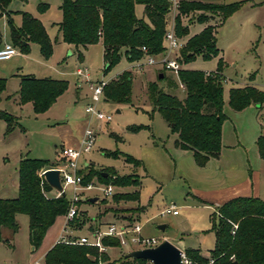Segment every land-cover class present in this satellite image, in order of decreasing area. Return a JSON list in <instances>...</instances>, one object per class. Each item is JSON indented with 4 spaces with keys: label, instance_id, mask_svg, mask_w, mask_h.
Returning <instances> with one entry per match:
<instances>
[{
    "label": "rangeland",
    "instance_id": "rangeland-1",
    "mask_svg": "<svg viewBox=\"0 0 264 264\" xmlns=\"http://www.w3.org/2000/svg\"><path fill=\"white\" fill-rule=\"evenodd\" d=\"M40 1L48 4L41 23L52 45L51 56L44 60L38 44L30 43L27 54L16 47L17 54L8 60H0V77L7 79L6 88L0 94V109L16 116L18 121L14 130L6 134L5 122L0 120V198L17 195V169L21 158L46 159L51 161V165L60 162L63 160L59 157L61 149L77 145V140L87 126L84 106L88 99L85 95L75 98L73 90L77 80L74 70L78 61L73 54V46L62 41L57 26L62 17L59 9L62 0H12L7 9L13 11V24L19 25L21 12L35 16L39 14L37 5ZM200 1L241 2L239 9L226 18L223 24H220V17L210 14L207 15V22H197L196 17L206 14L205 11H195L181 17V24H187L189 30L187 35L180 37L184 42L207 25L215 29L218 55L210 59L197 55L194 60L182 63V68L214 71L218 59H223L222 111L225 119L222 124L221 151L217 157H211L205 165L199 166L191 150L175 146L177 134L171 131L159 112L153 110L147 93L149 81H157L163 91L183 98L185 93L179 88L172 73L166 71L165 77L157 80V74H161L158 64L143 65L138 70L132 68V62L122 55L120 61L104 75L101 47L98 44L90 46L85 52L84 61L90 79L109 80L129 70L132 75L131 100L129 103L108 101L99 104L103 111L112 114L113 119L109 123L94 118L90 121L89 125L96 135L94 146L89 153L82 155L78 164L82 166L86 163L83 167L85 173L93 170L97 173H113L115 177L130 175L140 185L113 184L114 197L104 196L98 188L81 195L79 216L85 219V223L79 228H73L78 234L90 237L87 228L99 223L100 228L105 230L107 223L137 221L142 226L143 237H156L160 242L167 239L180 250L197 248L202 254L208 255L215 241L211 228L218 222L216 203L220 200L219 190L257 173H260L264 182V160L260 159L256 145L257 136L264 133V103L259 110L256 104H250L240 111L232 109L228 103L230 88L250 84L264 91V0ZM135 15L138 18L143 16V5L136 4ZM171 16L169 11L167 26L171 23ZM0 30L3 43L8 42L9 29L3 16H0ZM149 69L154 71L149 73ZM15 74L64 79L68 81L69 87L51 108L35 114L31 103L20 107L13 100L12 96L18 97L15 95L18 89ZM80 84L88 92V84ZM7 95L10 99L5 98ZM136 126L141 128L131 131ZM107 152H117L118 155L112 156ZM124 154L140 160L142 165L126 163ZM91 180L102 182L96 176ZM112 181L113 177L107 183ZM137 189L140 191L138 201H114L119 193ZM46 195L51 197L48 193ZM67 195H70L68 190ZM89 197L98 199L90 202ZM139 206H143V209L138 213L135 209ZM169 206L176 208L177 213L162 214ZM15 220L18 225L16 231L8 227L2 230L0 264H43L42 253L46 244L58 232L59 235L63 232L64 215L57 217L46 230L37 249H33L29 243L28 216L18 213ZM160 225L164 229H160ZM127 249L109 248L106 254L109 260H116Z\"/></svg>",
    "mask_w": 264,
    "mask_h": 264
},
{
    "label": "trees",
    "instance_id": "trees-1",
    "mask_svg": "<svg viewBox=\"0 0 264 264\" xmlns=\"http://www.w3.org/2000/svg\"><path fill=\"white\" fill-rule=\"evenodd\" d=\"M12 0H0V16L6 14L10 41L19 47L24 54L29 52L30 43L39 46L44 59L52 53V45L47 31L41 21L28 12H21L22 21L19 26L13 24L11 11L7 10ZM24 1V0H22ZM178 12L174 18L175 32L182 37L188 34V25L181 24V17L195 11L199 14L196 21L207 22V15L220 17V24L241 6V2L209 3L200 0H179ZM143 5L144 17L135 15V5ZM170 4L167 0H62L59 9L61 20L57 23L62 41L75 47L85 48L101 42L103 46L104 66L106 74L124 55L127 60L135 61L146 53L157 54L163 49V38L167 27V15ZM48 4L39 2L37 10L46 11ZM219 24V25H220ZM2 33L0 31V46ZM77 57L82 52L77 50ZM215 29L205 26L200 32L190 36L180 49L182 63H187L201 55L204 59L217 56ZM224 62L220 57L214 71L181 69L179 79L185 86V96L176 95L160 89L157 81L147 85L148 98L161 117L177 134L175 146L191 150L195 162L203 166L211 157H217L221 149V129L225 119L223 114V75ZM162 78L165 72L161 70ZM159 75V73H158ZM157 75V80L161 79ZM254 76V73L251 74ZM6 87V79L0 78V94ZM132 75L130 71L121 72L116 78L104 86L106 101L113 103H129L131 100ZM68 88V81L51 77L38 78L32 75H20L17 90L18 103H31L35 114L47 111ZM228 103L236 111L250 104L260 109L264 103V91L252 85L233 87L229 90ZM0 120L5 122V133H11L18 124L17 117L0 109ZM140 126L132 127L137 131ZM258 153L264 159V133L256 139ZM117 156V152H107ZM126 163L142 165L141 161L131 155L124 154ZM49 160L24 157L19 161L18 192L14 198H0V240L1 229L8 227L16 231L18 225L15 216L23 213L29 219V243L37 249L46 230L58 216L65 215L69 206L66 195L47 197L52 190L47 182H42L38 171L49 167ZM82 173L85 170L81 171ZM98 177L107 183L113 177L112 184L117 186H139L140 182L130 175L114 176L106 172L90 170L84 174V182ZM114 197V195H113ZM139 200V191L119 193L114 201ZM143 206L135 209L138 213ZM134 211V212H135ZM218 222L211 230L214 232V246L210 255L204 257L196 248L184 250L191 264H264V201L258 197H233L217 209ZM85 223L80 216L74 217L69 225L79 228ZM235 225V227H234ZM104 245L118 246L116 238L104 237ZM43 264H129L124 255L119 259L109 260L106 253H99L97 248L86 245L65 244L56 242L44 255ZM133 261L142 262L143 259Z\"/></svg>",
    "mask_w": 264,
    "mask_h": 264
},
{
    "label": "built area",
    "instance_id": "built-area-1",
    "mask_svg": "<svg viewBox=\"0 0 264 264\" xmlns=\"http://www.w3.org/2000/svg\"><path fill=\"white\" fill-rule=\"evenodd\" d=\"M167 1L170 4L169 11L172 13V16L171 23L166 27L162 51L157 54H148L146 53V48L142 47L144 55L141 59L133 61V68L141 70L143 65L151 66L158 64L159 70L172 73L177 79L179 88L185 89L184 84L179 79V71L182 69L180 49L185 45V42L182 38L177 36L174 26V18L178 12L179 0ZM15 54H17V49L13 44L5 43L0 46V60H8ZM75 73L81 80L88 84V88L91 92V101L84 108L86 115L90 120L94 118L104 123L111 122L113 119L112 114L103 111L99 107V104L104 98V86L109 80L101 79L92 81L90 79L88 69L85 66H78L75 70ZM95 138L96 135L94 130L90 127V125H88L84 129L82 137L80 138L76 147H63L61 149L59 157L63 159L62 161L56 162L53 165H50L47 168H42L40 171H38V177L41 179L42 183L44 181L46 182L43 176V173L46 169H57L59 171V180L62 186V191H64V195L67 196L69 201L67 212L64 215L65 225L63 232L57 239V242L95 247L99 253H107L109 248L128 247L129 249L126 251L128 252L134 249H143L156 246L160 242L159 239L156 237H143L141 235L142 226L137 221H121L119 224L115 222L107 223L105 230H102L99 225L90 232V237H73L68 233L67 229L71 227L69 222L74 217L79 215L80 203L82 202L81 195L95 188H98L106 197H110L114 194V185L112 183H102L93 180L84 182L85 172L82 173L81 171L84 170L83 167L86 165V163L82 166H79L78 163L83 154L89 153L92 150ZM67 190L70 192V195H67ZM55 191V197L63 195L61 192L57 190ZM163 213L176 214L177 210L176 208L169 206L162 211V214ZM104 237L116 238L119 242V245H104L102 242ZM133 246L137 247L133 248ZM125 253H122V255ZM181 257L183 264H191V261L185 256L183 251ZM126 259H129V264H152L150 260L145 259H143L142 262L133 261L135 258Z\"/></svg>",
    "mask_w": 264,
    "mask_h": 264
},
{
    "label": "crops",
    "instance_id": "crops-1",
    "mask_svg": "<svg viewBox=\"0 0 264 264\" xmlns=\"http://www.w3.org/2000/svg\"><path fill=\"white\" fill-rule=\"evenodd\" d=\"M20 1H22V0H20ZM45 3V2H44ZM46 4H47V2H46ZM136 6V5H135ZM7 10H9V11H11L12 13H13V11L12 10H10V9H7ZM47 10H48V8H47ZM47 10L46 11H44V12H42V13H40L38 10V15L37 16H35V15H33V16H35L36 18H38L41 22L43 21V15L47 12ZM12 13H11V15H12ZM1 16H3V17H5V19H6V14H2ZM142 17H144V15L142 16ZM141 17V18H142ZM21 21H22V17H21ZM43 23V22H42ZM20 24H21V22H20ZM19 24V25H20ZM223 24V23H222ZM19 25H16V26H19ZM9 29V28H8ZM46 29V28H45ZM1 31V30H0ZM5 43H10V37H9V41L8 42H5ZM5 43H3V41H2V44H5ZM96 44H98V45H100V47H101V53H102V58H103V46H102V44H101V42H98V43H96ZM70 45H72L73 46V48H74V51H73V54H75V56H76V58H77V61H78V64L76 65V67H75V70H76V68L78 67V66H85V64H84V61H85V52L88 50V48L90 47V46H92V45H94V44H92V45H88L87 47H85V48H82V47H75L73 44H70ZM77 50H80L81 52H82V58L81 59H79L78 57H77ZM219 50V49H218ZM41 55V54H40ZM42 57V56H41ZM43 58V57H42ZM44 59V58H43ZM44 60H47V59H44ZM223 60V59H222ZM130 62H132V64H133V61H130ZM103 66H104V59H103ZM87 69H88V67L87 66H85ZM132 68H133V66H132ZM75 70H74V73H75ZM125 71V70H124ZM129 71V70H128ZM154 70H152V69H149L148 70V72L150 73V72H153ZM222 71H223V69H222ZM88 72H89V70H88ZM123 72V71H122ZM103 74L105 75V73L103 72ZM120 73H118L117 75H115L113 78H116L118 75H119ZM20 75H32V76H35V77H38V78H43V77H50V76H43V75H35V74H15V76L18 78V88H19V81H20ZM75 75H76V73H75ZM158 75V74H157ZM77 76V75H76ZM89 76H90V74H89ZM224 77V76H223ZM251 77H253V76H251ZM0 78H4V77H0ZM51 78H53V77H51ZM113 78H111V79H113ZM6 79V78H5ZM54 79H58V78H54ZM111 79H109V80H111ZM64 80V79H63ZM6 82H7V79H6ZM86 83L85 81H83V80H81L78 76H77V80H76V82L74 83V88H73V90H74V93H75V98H80L82 95L84 96H86L87 97V99H88V101H87V103L85 104V106L88 104V103H90V101H91V92H90V90H89V88H88V92L86 91V89L85 88H83V85H81L80 83ZM149 82H151V81H149ZM246 85H250V84H246ZM246 85H243V86H246ZM68 87H69V83H68ZM6 88V87H5ZM68 89V88H67ZM66 89V90H67ZM18 90V89H17ZM182 91H184V93H185V89H182ZM15 95H17L18 96V94H17V91H16V94ZM61 96V95H60ZM59 96V97H60ZM184 96H185V94H184ZM12 97H14L13 98V100L15 101V102H17V104L20 106V107H22L24 104H19L18 103V97H15V96H12ZM58 97V98H59ZM5 98L6 99H10V96L9 95H7V96H5ZM57 98V99H58ZM56 99V100H57ZM0 102H1V96H0ZM105 102H108V101H106L105 100V97L103 98V101L100 103V104H103V103H105ZM55 103H56V101H55ZM54 103V104H55ZM27 104V103H26ZM53 104V105H54ZM52 105V106H53ZM32 106V105H31ZM51 106V107H52ZM85 106H84V108H85ZM50 107V108H51ZM100 107V106H99ZM257 108H258V106H257ZM3 110V109H2ZM258 110H259V108H258ZM6 111V110H5ZM117 112H119V110H117ZM85 113V112H84ZM86 114V113H85ZM87 116V115H86ZM92 120V119H91ZM90 119H89V117L87 116V126L90 124V121H91ZM223 124V123H222ZM86 126V127H87ZM86 127H84V129L86 128ZM84 129H83V131H84ZM82 134H83V132H82ZM82 134H81V137H82ZM261 133H259V135H260ZM258 135V136H259ZM257 136V137H258ZM80 137V138H81ZM80 140V139H79ZM79 140H77L78 142H77V145H78V143H79ZM239 142V141H238ZM239 144V143H238ZM77 145H75V146H72V145H70V146H66V147H76ZM221 147H222V129H221ZM258 150V149H257ZM220 151H221V149H220ZM260 156V155H259ZM260 159H263V158H261L260 157ZM264 160V159H263ZM51 162V161H50ZM18 187V186H17ZM226 189V190H225ZM224 190L223 189H221V190H219V193H218V195L220 196V200H219V202H217L216 203V206H220V205H222L224 202H226L227 200H229V199H231V198H233V197H237V196H246V197H258V198H260L261 200H263L264 201V182L262 181V179H261V176H260V173L258 174H256L255 176H253V175H250V176H245L244 178H242L241 180H239V181H237V182H235L234 184H232L230 187H228V188H225ZM138 191H139V189H137ZM17 192H18V188H17ZM131 192V191H130ZM48 194H50V196L51 197H53V196H55V194H56V192H55V190H51L50 192H48ZM139 194H140V191H139ZM17 196V195H16ZM15 196V197H16ZM12 198H14V197H12ZM90 198V197H89ZM92 198V197H91ZM88 201H89V199H88ZM81 204L82 203H80V207H81ZM58 217H63V215L62 216H58ZM121 220V219H120ZM64 225H65V221H64V224H63V228H64ZM99 225H101V223H99V224H96V225H94V226H89L88 228H87V230H88V232L90 233L95 227H97V226H99ZM4 228V227H3ZM3 228L1 229V233H2V230H3ZM62 231H63V229H62ZM67 231H68V233L71 235V236H73V237H80V236H87L86 234H78L77 233V231H75L74 229H73V227H70V228H68L67 229ZM62 233V232H61ZM61 233H60V235H61ZM59 232L56 234V235H54V237H52V238H50V240H49V242L46 244V246H45V248H44V250H43V253L42 254H44L45 255V253L47 252V250L50 248V247H52L56 242H57V239L59 238ZM1 237H2V235H1ZM197 249V248H196ZM199 250V249H198ZM183 252H184V250H182ZM199 252H200V250H199ZM200 254L202 255V256H204V257H208V255H210V251H209V254L208 255H205V254H202L201 252H200ZM44 255H43V258H44Z\"/></svg>",
    "mask_w": 264,
    "mask_h": 264
},
{
    "label": "water",
    "instance_id": "water-1",
    "mask_svg": "<svg viewBox=\"0 0 264 264\" xmlns=\"http://www.w3.org/2000/svg\"><path fill=\"white\" fill-rule=\"evenodd\" d=\"M158 77L162 78V74H159ZM43 176L51 188L64 195L59 180V171L57 169H46ZM97 199V197H92L89 198V201L95 202ZM159 227L160 229H164L163 225H160ZM181 254L182 250L172 244L169 240L164 239L154 247L130 250L124 254V257L150 260L152 264H183Z\"/></svg>",
    "mask_w": 264,
    "mask_h": 264
}]
</instances>
